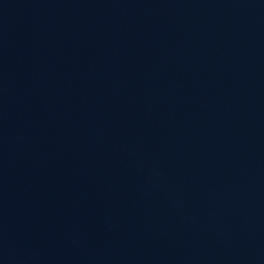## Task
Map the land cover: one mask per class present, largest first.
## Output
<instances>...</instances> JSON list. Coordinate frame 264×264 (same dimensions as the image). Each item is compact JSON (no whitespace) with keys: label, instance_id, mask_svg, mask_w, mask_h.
I'll use <instances>...</instances> for the list:
<instances>
[{"label":"water","instance_id":"1","mask_svg":"<svg viewBox=\"0 0 264 264\" xmlns=\"http://www.w3.org/2000/svg\"><path fill=\"white\" fill-rule=\"evenodd\" d=\"M0 264H264V0H0Z\"/></svg>","mask_w":264,"mask_h":264}]
</instances>
